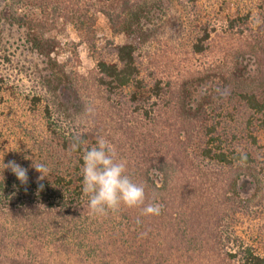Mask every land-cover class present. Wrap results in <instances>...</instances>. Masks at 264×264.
Listing matches in <instances>:
<instances>
[{"label": "trees", "instance_id": "1", "mask_svg": "<svg viewBox=\"0 0 264 264\" xmlns=\"http://www.w3.org/2000/svg\"><path fill=\"white\" fill-rule=\"evenodd\" d=\"M90 1L100 5L97 10L106 17L110 30L126 39L112 44V52L106 55L100 56L91 32L95 22L88 21L87 9L80 7L79 0L70 1L72 6L67 11V4L60 0H0V98L6 93L28 111L40 113L41 127L36 139L44 144L45 157L36 163L46 167L45 176L40 179L42 174L27 164L32 160L27 150L10 147L6 138L2 141L5 158L0 164V246L5 247L11 263L28 257L27 251L21 252L14 241L27 231L42 229L53 235L57 241L53 246L58 251L64 249L57 240L60 234H75L73 237L78 241L81 238L77 231L87 230L88 234L96 229V220L90 221L93 218L87 216L88 198L82 194L80 169L84 149L96 146L101 135L84 122L83 115L91 100L82 90V83L59 59L60 41L52 34L60 23L55 13L66 18L64 25L83 29L89 47L95 52V72L88 77L90 80L84 78L90 84L89 90L101 91L111 100L123 97L113 107L130 106L142 120L152 118L164 128L175 125L179 164L193 163L197 158L228 169L223 199L229 208L239 207L238 202L243 206L249 203L250 199L241 197L239 191L244 178L257 182L264 179V163L257 166L252 152L235 147L239 137L228 125L233 116L229 115L227 104L234 103L236 108L250 114L249 133L245 138L242 136L243 140L257 146L260 132L264 131V23L259 24L253 9L243 13L239 8L225 17L226 31L237 35L239 42L227 50L223 63L207 68L199 79L191 76L176 79L159 76L147 65L146 50L163 36L178 42L187 32L192 52H203L216 26L210 27L202 19L199 0ZM62 9L65 11L61 15ZM261 11L264 12V6ZM41 64H46V71L34 79V86L27 85L22 75H36ZM163 114L172 115L162 117ZM77 142H82V146L73 151L71 145ZM155 144L151 142L144 147L139 160L127 167L132 180L145 188V205L165 201L159 195L167 190L176 171L173 159L154 150ZM10 161L27 169L26 184L10 168L4 169V163ZM155 170L162 175L160 185L151 178L150 172ZM142 207L120 208L123 212L120 218H124L120 227L127 230L124 234L128 242L131 240L128 245L131 256L146 255L154 248L150 247L151 239L144 225L153 215H142ZM182 209L174 212L172 219L186 229L189 223L185 220L186 210ZM135 218L142 222L133 224ZM185 232L178 226L174 234L185 241ZM231 241L236 244L225 253L234 264H264V249L257 250L237 234ZM159 242L163 243L162 238ZM181 243L191 250L193 239ZM76 247L72 249L77 254L85 252L96 262L106 259L110 250L107 244L98 242ZM160 249L162 244L160 248L156 246V250Z\"/></svg>", "mask_w": 264, "mask_h": 264}, {"label": "rangeland", "instance_id": "2", "mask_svg": "<svg viewBox=\"0 0 264 264\" xmlns=\"http://www.w3.org/2000/svg\"><path fill=\"white\" fill-rule=\"evenodd\" d=\"M60 1L67 4V11L72 6L70 1L76 0ZM79 2L81 8L87 9L88 21L95 22L91 32H93L100 56L112 52V44H120L126 40L124 36L116 35L110 30L106 17L97 10L99 4L90 0H79ZM199 4L202 7V19L210 23V27L216 26V30L211 33V38L205 44V50L201 53L192 52L187 32L178 42L168 36L161 37L156 45L146 50L145 61L157 71L159 76L176 79L191 76L199 79L207 68L223 63L227 50L239 42L237 35L226 31L224 19L228 14L237 12L239 8L243 13L253 9L259 24L264 23V12L261 11L264 0H199ZM61 11L62 15L65 10ZM54 15L60 22L59 27L52 32L60 41V47L57 49L59 59L66 63L67 70L72 71L75 78L82 83V90L91 100V103L87 104L86 114L83 115L84 122L94 127L96 133L114 145L117 158L126 161L127 167L133 166L139 160L144 147H149L151 142L155 144L156 141L160 144H155L154 150H159L160 154L163 153L167 159L172 158L176 171L167 190L159 195L166 198L165 201L162 199L161 203L157 202L162 205L160 215H153L149 221H145L144 225L149 232L148 239H151L150 247L154 248L143 255L144 257L140 254L130 255L128 245L131 240L128 242L124 234L127 230L122 231L124 228L120 227L124 224V218H120L123 214L121 210L99 217L91 215L90 211L86 210L87 216L93 218L90 221L96 220V229L89 230L88 234L87 230L77 231L76 234L81 238L78 241L73 237L75 234H60L57 240L64 249L57 251L53 246L57 243L53 235H47L42 229L32 233L27 231L28 233H24L22 237L14 241L19 244L21 252L27 251L28 257L22 262L11 263L7 260L5 247L0 246V264H234L225 251L233 250V244L236 243H233L231 239L235 237V234L246 240L250 246L263 251L264 179L257 182L251 178H244L241 181L240 195L246 199L249 198L250 201L247 206L240 205L238 202L239 207L234 210L229 208L223 199L226 182H228V169L197 158L193 163L179 164L181 156L175 139L177 138L175 125L164 128L161 123H155L152 118L142 120L141 115L135 114L130 106L113 107L114 102L123 100V97L111 100L101 91H90V84L85 80L95 72V52L89 47L83 29L64 25L66 18L57 13ZM45 71L46 64H41L36 75L23 74L22 76L27 85L34 86V79ZM227 106L230 109L229 115L233 116L228 125L239 137L238 141L234 142L235 147L242 151L249 150L254 154L257 166L263 165L264 131L260 132L257 146L249 140H243L242 136L245 138L249 133L250 124L248 126L247 121L250 119V114L236 108L238 106L234 103ZM39 114L38 111H28L20 101L9 98L6 93H3V97L0 98V129L3 134V138L0 139V164L5 158L1 147L5 138L10 143V147L28 151L27 156L32 160L27 164L33 166L34 161L44 159L45 155L42 151L44 144L36 139L39 137L38 130L41 127ZM171 115L161 116L171 117ZM170 120L175 122L174 117ZM3 146L6 147V144L4 143ZM40 146L41 150H39ZM150 174L151 178L160 185L162 175L156 170L151 171ZM181 206L186 210L185 220L189 223L186 229L180 225L179 221L176 223L175 219H172L174 212L183 210ZM136 220L135 218L133 224H137ZM171 226L174 232L178 226L186 231L184 240L193 239L191 250L185 243L184 245L181 243L186 240L182 241L181 238L176 237ZM160 238L163 243L159 242ZM90 242L107 244L110 247L106 259L96 262L85 252L77 254L72 249L77 248L76 245L87 246ZM161 244V251L156 250V246L160 248Z\"/></svg>", "mask_w": 264, "mask_h": 264}, {"label": "clouds", "instance_id": "3", "mask_svg": "<svg viewBox=\"0 0 264 264\" xmlns=\"http://www.w3.org/2000/svg\"><path fill=\"white\" fill-rule=\"evenodd\" d=\"M82 142L73 143L71 148L77 151ZM82 194L88 198V208L93 216H105L109 212L116 213L121 206L128 208L142 207V215H160L162 205L148 203L145 205L146 193L143 185L132 180L127 174L126 161L117 158L114 145L104 137H98L96 146L84 149L82 157ZM33 167L44 178V164L33 162ZM10 168L24 184L28 182L27 169L10 161L4 163V169ZM139 224L140 221L137 220Z\"/></svg>", "mask_w": 264, "mask_h": 264}]
</instances>
